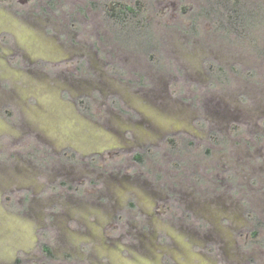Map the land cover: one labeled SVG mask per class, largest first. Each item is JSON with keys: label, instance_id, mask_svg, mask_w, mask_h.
<instances>
[{"label": "rangeland", "instance_id": "obj_1", "mask_svg": "<svg viewBox=\"0 0 264 264\" xmlns=\"http://www.w3.org/2000/svg\"><path fill=\"white\" fill-rule=\"evenodd\" d=\"M141 2L146 7L141 17L121 27L109 20L103 0H0V264H27L23 259L33 253L41 263V254L34 248L40 218L37 206L61 200L60 196L63 201L74 200L73 194L64 190L46 192L48 183L60 181L54 176L58 163L55 151L66 145L81 154L103 151L114 140L113 145L132 143L129 130L134 139L141 140L152 137L151 123L159 127L177 123L172 107L160 102L156 108L139 99L152 88H161L160 94L165 101L171 100V105L174 102L188 109L205 105L228 111L217 124L213 144L190 146L182 155L185 161L181 167L187 185L184 190L195 198L212 199L213 205L221 208L209 214L203 208L194 213L190 210L193 205L187 206L189 214L193 213L189 221L175 208L174 220L157 218L156 234L148 228L145 231L164 240L165 234L173 236L181 248L172 252L179 256L188 253V244L195 240L186 231L200 229L208 219L217 230H225L227 243L216 242L221 245L216 264H240L243 258L250 259L247 264H264V0H238L236 5L233 0ZM230 8L244 11L239 23L227 21L230 17L225 14ZM73 58H79L81 68L76 62L54 65ZM43 63L54 67H43ZM218 65L224 68L223 73ZM115 85L124 88L130 96L128 102L141 110L139 122L128 123L115 112L106 114L98 104H94L92 116L83 117L74 109L71 96L88 94L99 100ZM8 103L15 107L9 108L13 121L1 114L2 106ZM25 122L38 131L30 136L40 147L7 146ZM47 140L52 143L49 147ZM29 151L39 158L46 154L47 164L32 161ZM24 166L29 170L22 171ZM81 168L77 165L72 171L77 173ZM148 168L149 174L161 172L155 163ZM124 175L109 184L107 179L91 178L75 198L82 200L79 216L84 225L93 228L95 219L108 220L113 213L109 205L114 203L128 209L136 199L141 208L150 210L152 199ZM16 187L19 200L29 192L33 200L6 211L1 194ZM171 191L167 194L176 195ZM246 211H252L251 216ZM73 215L78 217V213ZM186 221L190 226L184 224ZM236 225L250 231V246L244 254L236 251L231 240ZM183 226L188 227L180 232ZM74 227L49 230L48 243L55 252L52 264L75 262L70 256L80 253L79 244L86 235L80 233L84 227L76 228L77 232ZM252 231L257 234L253 236ZM91 251L96 256L87 264H158L159 258L157 250L149 260L133 252L129 257L121 246L113 248L99 241Z\"/></svg>", "mask_w": 264, "mask_h": 264}, {"label": "flooded vegetation", "instance_id": "obj_2", "mask_svg": "<svg viewBox=\"0 0 264 264\" xmlns=\"http://www.w3.org/2000/svg\"><path fill=\"white\" fill-rule=\"evenodd\" d=\"M108 1L110 0H103V5L105 6ZM78 59L79 58L68 59L55 63L54 65L77 63ZM76 63L74 64L75 66ZM78 63L77 66H79ZM42 66L46 68L54 67L52 64L46 63ZM81 67L82 66H79V68ZM104 85L106 86V84ZM109 87H112V84H110ZM152 89H150V91H144V96H140L139 99H141L142 102H151V106H155L156 108L158 107L157 104L159 105L160 102H164L167 108L172 107V111L177 114H172L173 120L177 121L176 124L171 123L166 127H159L157 123H151L150 126L153 127L152 137H146L141 140L134 139L135 135L132 130L128 129L129 134L133 135V137L130 138V140L133 141L132 143L126 141V143L124 142L123 144L113 145L115 143L114 140L112 141L113 144L103 149V151L81 154L74 146L66 145L54 152L53 156L55 155L54 157L58 161V163L55 164L57 165V170L54 176H59L60 181L48 183L46 192L55 194L57 191L64 190L71 195L73 194L74 200L63 201V197L60 196L61 200L56 198L53 203L51 200L49 204H45L42 207L37 206L40 218L37 221L39 225L36 226L35 229L37 237L34 248L39 250L41 254L39 257L41 258V263L39 264H47V262L52 264V260L55 257L54 248L48 243L50 237L49 230L53 228H70L72 225H76V228L84 227V230H81L80 233L85 234L86 237L81 238L79 244L80 253L77 256L71 254L70 257L73 258L75 262L70 264H87L90 259L96 256V254L92 253L91 248L93 249L94 244L98 241L103 245L112 246L113 248L121 246L129 257L133 252L146 257L148 260L152 258L155 250H157L159 256L158 264H181L180 261L186 262L185 264H205L206 260L215 263L221 258L220 252L218 251L221 245L216 244V242L220 241L225 244L226 240L223 238L225 230L220 228L217 230L207 218L206 224L200 226V229L192 228V230L188 229L189 231H186L191 233L195 240H192L188 244V253L182 252L181 254L179 253V256H176L172 252L174 251L173 249L179 250L181 248L178 247V243L173 236L170 235L168 237L167 234H165L167 239L164 240V238H162L165 241L163 242L162 239L155 237V235L151 237L149 233L145 231V228H148L150 231H155L156 234V231L159 230L156 222L157 218H165L167 220L173 218L174 220L176 217L175 208H178L181 217L188 221L193 218V213L189 214L187 206L190 208V205H193L190 210L194 213L196 211L198 212V209L203 208V210L209 212V214L221 208L219 205H213L212 199L203 198L201 195L195 198L190 192L188 193L184 190L187 185L186 182L182 180L183 173H181V167L184 166L185 161L182 155L186 154L187 149H191L190 146H197L203 143L207 145L213 144L211 139L214 133L219 129L217 124L225 117L226 111L228 110L225 112L218 111L217 108H211L205 105H201L202 107L198 106L196 109H188L174 102L172 103L173 105H171V100L167 99V101H165V98L160 94L161 88H155L156 90H154V88ZM175 89L176 88H174V91L176 92L177 90ZM107 92L108 93L102 95L99 100L92 98V96L88 94L71 96L70 99L74 105V109L83 117L92 116L93 106L94 104H98L106 114L107 112H115L117 118L128 121V123L139 122L143 116L142 112L128 102L130 101V96L125 92L124 88H119V86L115 85L113 91L109 90ZM12 104L8 103L2 106L1 114L8 121H13L15 119L12 114L13 110L10 111L9 109L11 107L15 109ZM163 106L162 104L161 107ZM222 106L225 107V104ZM109 121L112 123L110 119ZM35 131L37 130L34 125L32 127L30 123L25 122L20 126V129L15 132V134L18 135L12 134V140L6 142V145L13 149L31 148L35 150L40 147L39 143L30 136V134H33ZM125 137H127L126 133ZM171 137H174V139L172 140ZM193 138L198 139L193 140ZM121 142H123V140ZM47 143V147L52 145L50 140H47L46 144ZM0 155H3V153ZM27 155L30 156L28 158H31V160L36 163H39L38 161L40 160L44 161V164L48 162L45 159L46 154L42 153L39 158L36 153L29 151ZM137 155H140L138 159L135 158ZM64 163L67 167L63 165ZM151 163L158 164V170L161 172L157 173V175H153L155 172L149 174L148 167ZM77 165H81L82 168L76 173L72 170L74 168L76 171ZM24 169H26L25 171L29 170L26 166L23 167L22 171ZM30 172L31 171H29V173ZM122 172H127L128 174L124 173V175ZM131 172L135 174L133 175ZM120 175H124L125 177L128 176V179L133 181V184H131L134 185L135 188L139 189L143 195L145 194L152 199L153 202L150 210L141 208L136 199H134V203H132L133 206L128 207V209H123L121 204L118 205L114 203L109 205L113 213L108 220L98 221L95 219L94 223H96V225L93 226V228L92 226L84 225L86 224L84 218L79 216L81 215L79 206L82 200H76L75 198L85 190L87 184L91 183V178L102 179L101 181L107 179L109 184L114 178L118 179ZM143 175L145 176L140 177ZM149 175L153 176L150 180L147 179ZM170 190H172L171 192H175L176 195L172 197L171 194H167ZM16 191H18L17 187L1 194V203L6 211H14V207L17 206V203L26 201L30 203V201L33 200L32 192L24 194L23 199L19 200ZM132 192L134 193L133 190ZM47 199H49V196ZM183 202L186 206L181 205ZM177 203L179 206H177ZM75 213H78V217L73 215ZM247 214L251 216L252 211L247 212ZM131 218L132 221L130 220ZM188 221L184 224L190 226ZM188 226L180 227L179 231L185 232ZM76 228L75 231L77 232ZM160 229L162 230V228ZM232 230L230 235L234 248H236L237 252L244 254V250L249 249L247 247L250 246L249 241L251 238H249V228L236 225L232 227ZM87 236H89V239H87ZM43 244L50 247L52 256H47L44 253L42 249ZM123 246L127 248H123ZM45 259H47V262H45ZM23 260L28 261L29 263L27 264H38L36 260L39 259H37L36 254L33 253L29 258ZM241 260L243 261L240 264H247L250 259L246 260L243 258Z\"/></svg>", "mask_w": 264, "mask_h": 264}, {"label": "trees", "instance_id": "obj_3", "mask_svg": "<svg viewBox=\"0 0 264 264\" xmlns=\"http://www.w3.org/2000/svg\"><path fill=\"white\" fill-rule=\"evenodd\" d=\"M224 1V0H220ZM227 1V0H226ZM230 1V0H228ZM238 0H233V3H237ZM148 4V3H147ZM232 6V4H230ZM105 7V13L108 16L109 20H113L116 24L121 25V27H126L127 23H132L134 20H136V17L139 15L141 17L142 12L144 11L145 4H142L141 0H110L106 3ZM231 9V10H230ZM230 12L226 13L225 16L226 18L230 17L227 19L229 23H232L233 20H236L235 23H239V20L243 17L244 11H237V8H230ZM231 15V16H230ZM141 19V18H139ZM135 25V24H133ZM218 71L224 72V68L220 65L217 66ZM226 73V72H225ZM173 140L174 137H171ZM140 155H137L135 158H139ZM252 235L254 236L257 234L256 231L251 232ZM42 249L44 253L47 256H52V251L50 247L46 244L42 245Z\"/></svg>", "mask_w": 264, "mask_h": 264}]
</instances>
